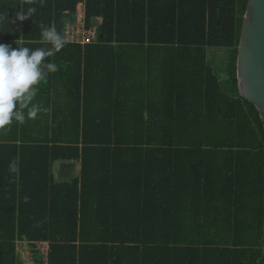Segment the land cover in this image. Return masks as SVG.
<instances>
[{
  "label": "trees",
  "instance_id": "16d2710c",
  "mask_svg": "<svg viewBox=\"0 0 264 264\" xmlns=\"http://www.w3.org/2000/svg\"><path fill=\"white\" fill-rule=\"evenodd\" d=\"M79 1L86 25L101 17L94 41L49 57L41 111L0 131V264H28L21 243L33 264H264V126L236 78L247 0H0V43L50 47L40 26L64 38ZM210 48L225 51L221 74ZM155 57L172 68L148 76L160 102L135 97L148 83L131 70ZM97 78L101 109L85 93ZM78 159L55 179L54 161Z\"/></svg>",
  "mask_w": 264,
  "mask_h": 264
},
{
  "label": "clouds",
  "instance_id": "9594fccd",
  "mask_svg": "<svg viewBox=\"0 0 264 264\" xmlns=\"http://www.w3.org/2000/svg\"><path fill=\"white\" fill-rule=\"evenodd\" d=\"M27 2L32 3V0ZM35 12V7L19 10L16 19L25 21ZM2 19L4 17L0 16ZM40 27L41 42L50 47L31 49L18 45L17 40L15 48L0 43V131H6L14 122L23 124L27 118H36L41 111L40 105L34 103L39 86L46 81L49 73L58 70L48 58L59 52L66 41L54 23Z\"/></svg>",
  "mask_w": 264,
  "mask_h": 264
},
{
  "label": "water",
  "instance_id": "95a60500",
  "mask_svg": "<svg viewBox=\"0 0 264 264\" xmlns=\"http://www.w3.org/2000/svg\"><path fill=\"white\" fill-rule=\"evenodd\" d=\"M236 78L239 94L256 106L264 126V0H247L237 45ZM75 167L72 160L59 161L56 180L67 179Z\"/></svg>",
  "mask_w": 264,
  "mask_h": 264
},
{
  "label": "crops",
  "instance_id": "0c3cea01",
  "mask_svg": "<svg viewBox=\"0 0 264 264\" xmlns=\"http://www.w3.org/2000/svg\"><path fill=\"white\" fill-rule=\"evenodd\" d=\"M84 6H85V3H84ZM99 18L101 19V17H99ZM162 58L165 59L167 57H161L160 59H162ZM155 59H157V60H153L152 62L137 63V64L132 66L131 70H133V71L138 70V72H140V71L144 72L143 74H140L139 77L141 78V80L144 79V82L148 83V86L142 85L139 88H136L135 97L138 98L139 93L146 91L147 93L149 92V96H151L153 98L154 102H160V101L164 100V91L161 89L160 85H158L157 82L153 85L154 80L150 79L148 76L149 75L153 76L154 73L157 72L158 70H159L158 72L159 73L162 72V74L163 73H169L172 68H171V65H169V64L161 63L159 57H155ZM99 65H100V63H99ZM120 70L122 72L123 77H126V78L127 77L135 78L136 77V76H133L131 74L129 67H127L123 64L121 65ZM97 79H98L99 83L97 84L95 82L94 84L88 85L85 93H86L87 98H91V99L93 98L92 102L97 100V105H98L99 109H101V108H104V106L107 103V89L105 88V85L100 84L101 78H97ZM52 90H56V92H58L59 90L62 91L63 88L60 85L54 84L52 86ZM132 97L135 98L134 95ZM90 102H91V100L88 101V103H90ZM67 103H68V101L66 102V104ZM90 107H93L95 110H97V107H95L93 103L90 105ZM59 161H62V160L54 161L55 166L52 168V172L55 176V179H56V175H57V169H58ZM68 161H71V160H68ZM72 161H74L76 163V167H75L73 173L71 174V176L79 174L80 168H81L79 159L78 160H72ZM1 168H4V167H0V169ZM21 245H22V247H21ZM16 252H17L18 257L23 262L25 261L24 252L28 253L27 256H29L28 258L31 261L33 260V254H34L33 250L30 246L27 245V243H23V244L21 243L20 245H18Z\"/></svg>",
  "mask_w": 264,
  "mask_h": 264
},
{
  "label": "built area",
  "instance_id": "2783aa9c",
  "mask_svg": "<svg viewBox=\"0 0 264 264\" xmlns=\"http://www.w3.org/2000/svg\"><path fill=\"white\" fill-rule=\"evenodd\" d=\"M79 6H82V10L79 9ZM84 9V1H80L76 4L75 11L73 12L72 16L70 17L69 22L75 20L74 23H65L66 24V30L65 27L63 29L64 34V41L70 42V43H79V44H86L91 43L94 41L97 31V26L99 23L92 22L89 25H86V21L84 22L85 26V32L84 34H79L78 24L85 20V13L83 11ZM36 248L39 250L42 258L46 261L47 259V253L49 249L48 241H38L36 242ZM25 262L28 264H33V260L31 261L29 258L25 259Z\"/></svg>",
  "mask_w": 264,
  "mask_h": 264
},
{
  "label": "rangeland",
  "instance_id": "374dc122",
  "mask_svg": "<svg viewBox=\"0 0 264 264\" xmlns=\"http://www.w3.org/2000/svg\"><path fill=\"white\" fill-rule=\"evenodd\" d=\"M79 9H81L82 10V6H79ZM83 11H84V13H86V11H85V6H84V9H83ZM72 16V15H71ZM69 20H70V18H69ZM69 20H68V22L67 23H74L75 22V20H73V21H71V22H69ZM94 22H97V23H99L100 21H101V19L99 18V17H97V18H95L94 20H93ZM84 22H85V20L83 19V21H81L79 24H78V29H79V34L80 35H82V34H84V32H85V24H84ZM66 23V24H67ZM66 24L64 25V27H65V30H66ZM64 29V28H63ZM87 44V43H86ZM82 45H84V44H82ZM224 49H215V48H210L209 50H208V59H211V64L215 67V69H216V71L218 72V73H220L221 74V72L219 71V67H220V65H221V59H222V57L224 56ZM220 78H222V76L220 75ZM53 167L55 166V164H53L52 165ZM21 247H22V245H21ZM27 252H24V257H25V259H27L29 256H27Z\"/></svg>",
  "mask_w": 264,
  "mask_h": 264
}]
</instances>
